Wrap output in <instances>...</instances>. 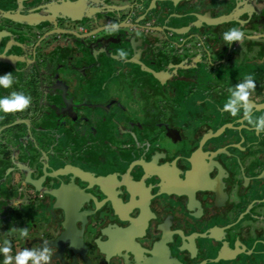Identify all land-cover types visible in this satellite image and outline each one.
Listing matches in <instances>:
<instances>
[{
    "label": "flooded vegetation",
    "instance_id": "af4514ba",
    "mask_svg": "<svg viewBox=\"0 0 264 264\" xmlns=\"http://www.w3.org/2000/svg\"><path fill=\"white\" fill-rule=\"evenodd\" d=\"M184 3L191 8L169 14L197 19L164 15L151 34L136 28L122 37L105 26L114 8L121 16L132 5L125 0H0V75L14 78L0 98H32L23 112H0V246L9 240L10 255L47 241L51 264H264V132L240 121L241 109L235 117L222 110L248 75L250 102L264 106V0ZM194 22L217 26L202 37L205 52L183 55L180 67L170 62L183 45L147 41L195 38ZM232 27L245 38L228 45L222 36ZM95 38L135 45L137 67L110 71L137 97L133 107L88 95L99 91L84 82L91 63L72 59L83 50L111 54ZM65 57L78 70L71 76ZM54 83L64 114L46 108ZM75 103L83 111L69 116Z\"/></svg>",
    "mask_w": 264,
    "mask_h": 264
},
{
    "label": "water",
    "instance_id": "95a60500",
    "mask_svg": "<svg viewBox=\"0 0 264 264\" xmlns=\"http://www.w3.org/2000/svg\"><path fill=\"white\" fill-rule=\"evenodd\" d=\"M127 2L132 3L130 7H128L121 16L118 13L121 11L120 9L114 8L110 14L109 18L110 20H113L114 23H116L121 17L123 18H129L134 17L136 18L137 15H141V18L137 19L133 22H138L139 24L134 26H119V29H121V35L122 37L127 36L131 29H144L148 33H152L154 29L150 27L151 23L154 21H157L158 19H162L164 15H167L166 19L169 20L171 18L178 19L180 22L178 24L185 21V19H197L198 18V12H187V13H173L172 15L169 14V11L175 12V11H184L189 10V6L184 3L187 0H125ZM154 4L152 5V3ZM95 3V2H94ZM204 3V2H203ZM191 8V6H190ZM166 19L163 22H166ZM94 22L97 21L94 18ZM188 22V21H187ZM186 22V23H187ZM193 22V21H192ZM141 23V24H140ZM148 26V27H146ZM217 26L216 23H190V29L189 31L193 33V36L195 38H187V41L185 38H147V41L149 43H156V44H164L166 42L173 41L174 43L180 44V46L183 45V51L185 49V54H183L181 50L177 51L175 56L177 57L175 62H170L171 65H175L177 67L182 66V63L184 61L181 59V57L184 55L186 58V61L190 59L189 57L191 55H195V53L200 52L203 53L207 49V39L208 38H202L208 35L211 31L210 28H214ZM114 34V33H113ZM112 34V35H113ZM95 47L100 48L102 46V43L104 44V48L111 52V54H106L103 52H97L94 55L91 54L88 50H83L78 53V55L73 58L72 60L78 61L77 63H83L84 61H90L91 64L87 67L88 69H91V77L86 80L84 79L86 83H89L88 89L90 90L92 88H99V91L96 93H89V96H92L94 99L98 100L97 102L106 103L110 101L111 99H115L117 101L118 105L121 103V101H125L128 103V105L135 104L134 99H137V97H132L129 93L128 87H121L116 80L117 75L111 74V70H115V68H118L115 72H123L128 66H136L139 64V61H137V57L134 54V48L135 45L132 44L131 38H107L106 40L102 41L101 38H95ZM185 42L189 43L188 47H184ZM87 45V44H86ZM123 49L127 53V57L125 59H120L117 56V50ZM86 59V60H85ZM171 59V58H170ZM158 61L163 64L164 58H159ZM65 64L61 65V68L64 71V74L67 76H71V72L74 70L78 72L76 67L69 64L70 59L68 57H65ZM204 63L202 59H199L196 64L200 65ZM72 70V71H71ZM52 77V76H51ZM53 78V77H52ZM72 78V77H71ZM73 79V78H72ZM74 80V79H73ZM75 81V80H74ZM128 85V83L126 84ZM84 88H87V86H84ZM126 88V89H125ZM61 89L60 84L54 83L53 85H49L48 92L50 97L53 99L49 104L46 105V108L48 110L58 111L61 114L63 113L62 105H61V99L65 96L64 92L58 91ZM72 95L69 97L72 99ZM86 94L81 93L79 96H75L76 99H85ZM133 100V101H132ZM54 101V102H53ZM134 106V105H133ZM131 106V107H133ZM70 109V115L79 114L82 113L83 109L79 106L78 103H75L73 109L72 107H67ZM67 110V109H66ZM65 110V111H66ZM241 112H243V109L241 108ZM253 119L264 115V106L256 105L253 108L252 111ZM244 120L243 116L241 117L240 121ZM248 130L249 127H244ZM242 160L244 159L245 163L250 162V159L248 156L244 157V155L241 156ZM256 179V178H254ZM49 247L55 248V244H50Z\"/></svg>",
    "mask_w": 264,
    "mask_h": 264
},
{
    "label": "clouds",
    "instance_id": "9594fccd",
    "mask_svg": "<svg viewBox=\"0 0 264 264\" xmlns=\"http://www.w3.org/2000/svg\"><path fill=\"white\" fill-rule=\"evenodd\" d=\"M105 30L109 34H113L119 30V25L116 23H110L105 26ZM139 35V33L137 34ZM223 40L231 45L233 42L243 41L245 38V32L237 27H232L225 31L222 36ZM117 56L120 59H125L127 53L123 50H117ZM14 83V78L11 72L0 75V86L4 88H10ZM256 89V82L251 75L244 78L243 82L235 85L234 88H230V97L223 105V111L230 113L233 117L237 116L240 109H243V118L248 124L253 126V129L257 134L264 132V115H261L253 119L252 111L254 104L250 102L251 93ZM31 96L26 95L23 92L13 91L10 95L0 98V112L5 114L14 112H23L31 105ZM21 237H27V229H23L20 233ZM11 242L5 240L3 246H0V253L4 255L3 264H28L31 260L32 264H51V258L53 253L49 250L48 242H44V246L41 249H28L25 248L18 252L15 257L10 255Z\"/></svg>",
    "mask_w": 264,
    "mask_h": 264
}]
</instances>
